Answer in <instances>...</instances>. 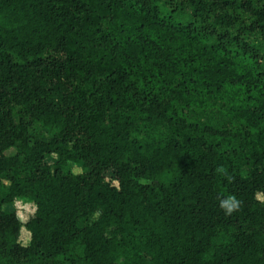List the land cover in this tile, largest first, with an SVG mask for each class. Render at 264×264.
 <instances>
[{
    "label": "trees",
    "instance_id": "1",
    "mask_svg": "<svg viewBox=\"0 0 264 264\" xmlns=\"http://www.w3.org/2000/svg\"><path fill=\"white\" fill-rule=\"evenodd\" d=\"M0 264H264V0H0Z\"/></svg>",
    "mask_w": 264,
    "mask_h": 264
},
{
    "label": "rangeland",
    "instance_id": "2",
    "mask_svg": "<svg viewBox=\"0 0 264 264\" xmlns=\"http://www.w3.org/2000/svg\"><path fill=\"white\" fill-rule=\"evenodd\" d=\"M15 151V148H10L5 152V154L11 155L14 154ZM54 160L55 157H51L48 159V162L52 163ZM66 169L73 174L82 173L84 170L80 162H69L66 166ZM106 178L111 182L113 181L111 171L106 172ZM4 182L8 183L7 181ZM258 197L261 199V195H258ZM3 209L6 211H15L20 222L24 224L29 218L33 216L35 207L34 204L29 201L17 200L13 204L4 205ZM18 242L22 245H26L29 242V234L23 228L20 231Z\"/></svg>",
    "mask_w": 264,
    "mask_h": 264
},
{
    "label": "clouds",
    "instance_id": "3",
    "mask_svg": "<svg viewBox=\"0 0 264 264\" xmlns=\"http://www.w3.org/2000/svg\"><path fill=\"white\" fill-rule=\"evenodd\" d=\"M222 206L228 211L231 212L235 207H237V202L235 200H228L222 202Z\"/></svg>",
    "mask_w": 264,
    "mask_h": 264
}]
</instances>
